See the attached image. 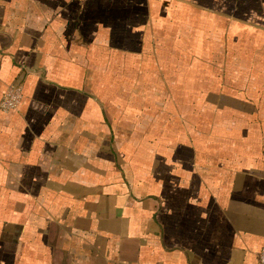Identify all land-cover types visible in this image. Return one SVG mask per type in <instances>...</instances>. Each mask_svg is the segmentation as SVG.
<instances>
[{"label": "crops", "instance_id": "crops-1", "mask_svg": "<svg viewBox=\"0 0 264 264\" xmlns=\"http://www.w3.org/2000/svg\"><path fill=\"white\" fill-rule=\"evenodd\" d=\"M0 264H260L264 0H0Z\"/></svg>", "mask_w": 264, "mask_h": 264}, {"label": "built area", "instance_id": "built-area-1", "mask_svg": "<svg viewBox=\"0 0 264 264\" xmlns=\"http://www.w3.org/2000/svg\"><path fill=\"white\" fill-rule=\"evenodd\" d=\"M24 99L23 85L13 84L5 91L3 98L0 102V108L3 111L16 110L20 107ZM260 264H264V247L259 253Z\"/></svg>", "mask_w": 264, "mask_h": 264}]
</instances>
